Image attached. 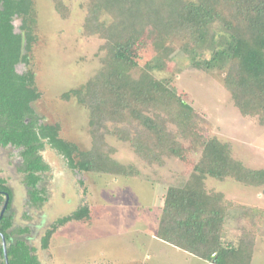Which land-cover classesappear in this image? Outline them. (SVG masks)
Instances as JSON below:
<instances>
[{"label": "trees", "instance_id": "1", "mask_svg": "<svg viewBox=\"0 0 264 264\" xmlns=\"http://www.w3.org/2000/svg\"><path fill=\"white\" fill-rule=\"evenodd\" d=\"M67 17L69 8L52 0ZM32 0H0V145L18 149L22 182L29 202L41 206L45 188L39 186L49 169L41 151L45 145L62 156L73 170L132 177L133 164L116 160L110 134L126 141L141 160L163 164V157H184V138L193 108L164 80L152 74L168 44L181 39L182 53L197 69L224 72L223 85L241 114L256 116L264 125V0H88L83 21L85 35L103 40L100 68L62 98H74L88 111L91 146L81 149L60 137L57 123L39 121L31 103L39 97L31 70L16 65L29 61L34 36ZM20 18V32L13 21ZM155 36L154 52L143 62L137 52L143 31ZM208 50L209 55H204ZM157 61V62H156ZM174 126V127H171ZM199 157L185 180L168 184L157 217L156 237L213 264H250L255 233L243 229L236 245L223 242L227 213L222 192L209 189L205 177H230L237 182L264 184V168H248L231 156L230 145L216 138L203 141ZM8 195L0 218V234L6 242L8 264H41L35 248L22 236L27 226H15L11 211L12 190L0 178V204ZM0 207V209H1ZM241 217L254 221L256 209L237 206ZM90 217L81 205L57 218L42 237L47 247L54 231L71 220ZM0 235V264H6Z\"/></svg>", "mask_w": 264, "mask_h": 264}, {"label": "rangeland", "instance_id": "2", "mask_svg": "<svg viewBox=\"0 0 264 264\" xmlns=\"http://www.w3.org/2000/svg\"><path fill=\"white\" fill-rule=\"evenodd\" d=\"M61 1L69 8L67 17L55 10L52 0H32L35 39L29 61L18 63L16 70L34 74L40 95L31 106L39 121L57 123L61 138L88 149V111L74 98H62V94L81 87L100 68L103 40L83 33L88 0ZM13 24L20 32V18ZM154 39L152 31L146 29L136 44L141 67L145 56L151 58L154 52ZM181 42L177 39L168 44L157 67L153 66L155 62L149 65L154 76L167 82L193 108L185 137L179 138L184 157L164 156L163 164H149L128 142L108 134L105 140L114 147L112 156L135 165L139 171L126 177L73 170L45 145L41 154L49 169L42 173L39 186L45 188L47 198L41 206H35L29 202L18 170V149L0 146V178L12 190L13 223L28 227L22 236L35 248L41 264H213L156 237L165 190L168 184L188 178L199 157L197 147L212 137L228 143L231 156L244 166L264 168V125L256 116L241 114L233 104L223 85V71L192 67L190 57L180 49ZM204 55H209L208 50ZM205 183L209 189L222 191L227 205L223 242L236 245L243 229L254 232L250 264H264V184L253 186L230 177L217 180L210 176L205 177ZM83 204L88 206L90 217L59 226L48 246L43 247L42 237L51 224ZM239 205L256 209L254 221L240 216L236 209Z\"/></svg>", "mask_w": 264, "mask_h": 264}, {"label": "water", "instance_id": "3", "mask_svg": "<svg viewBox=\"0 0 264 264\" xmlns=\"http://www.w3.org/2000/svg\"><path fill=\"white\" fill-rule=\"evenodd\" d=\"M7 204H8V195L5 196V200H4V203L0 209V218L2 216V214L4 213L6 207H7ZM1 235V234H0ZM1 241H2V252H3V257L5 259V263H7V255H6V242H5V239L3 237V235H1Z\"/></svg>", "mask_w": 264, "mask_h": 264}, {"label": "crops", "instance_id": "4", "mask_svg": "<svg viewBox=\"0 0 264 264\" xmlns=\"http://www.w3.org/2000/svg\"><path fill=\"white\" fill-rule=\"evenodd\" d=\"M165 192H166V190H165ZM222 192V191H221ZM164 195H165V193H164ZM163 201H164V198H163ZM162 205H163V203H162ZM165 242V241H164ZM167 243V242H166ZM168 244H170V243H168ZM172 245V244H171ZM172 246H174V245H172ZM176 247V246H175ZM178 248V247H177ZM180 249V248H179ZM181 250V249H180ZM192 255V254H191Z\"/></svg>", "mask_w": 264, "mask_h": 264}, {"label": "flooded vegetation", "instance_id": "5", "mask_svg": "<svg viewBox=\"0 0 264 264\" xmlns=\"http://www.w3.org/2000/svg\"><path fill=\"white\" fill-rule=\"evenodd\" d=\"M0 146H2V145H0ZM26 188V187H25ZM7 195V194H6ZM4 203V202H3ZM3 205V204H2ZM5 260V259H4Z\"/></svg>", "mask_w": 264, "mask_h": 264}]
</instances>
